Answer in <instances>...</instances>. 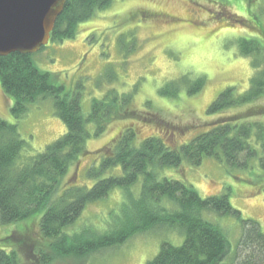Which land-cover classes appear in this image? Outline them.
<instances>
[{"label":"trees","instance_id":"trees-1","mask_svg":"<svg viewBox=\"0 0 264 264\" xmlns=\"http://www.w3.org/2000/svg\"><path fill=\"white\" fill-rule=\"evenodd\" d=\"M113 1H66L51 42L75 38L81 24L97 12L108 10ZM208 1L226 6L230 0ZM224 5L217 15L230 12L234 16L230 24L252 23L246 17L234 15ZM253 23L258 37L240 40L237 46L240 57L250 59L255 73L245 91L226 88L209 105V128L175 147L160 136L140 139L135 126H129L111 146L98 151L99 161H93L86 169V179L91 185L72 184L66 178L82 158L91 155L86 149L91 137L103 135L117 119L139 120L145 113L133 104L138 85L133 92L113 89L102 98H94L86 115L81 107L80 89L68 92L64 86L53 83L49 73L36 67L35 54L0 57V83L14 101L15 119L26 115L31 105L49 98L53 100L55 115L66 126V133L42 153L29 155L28 142L22 138L18 125L0 120L1 224H31L37 220L39 225L38 235L26 224L1 239L0 264H52L67 258L86 259L120 248L137 236L171 231L183 234L184 242L179 246L161 242L159 253L147 264H264L261 223L243 218L241 211L232 206L229 195L203 198L192 184L162 177L165 169H178L184 162L198 167L207 158L223 162L230 170L249 169L255 160L264 167V121L252 119L255 111L264 112V108L251 106L264 97V25L258 20ZM185 79L181 76L170 81L177 82L179 91H160V95L178 97L189 84ZM204 82L203 78L196 79L186 94L196 95ZM144 104L152 109L151 101ZM244 106H251L246 114H225ZM146 114L157 116L159 124L162 123L154 112ZM116 189L124 193L121 209L114 213L111 223L104 224L103 231L87 225L72 230L90 204L108 198ZM213 216L238 222L239 235L233 245L226 237L228 231L211 221Z\"/></svg>","mask_w":264,"mask_h":264},{"label":"rangeland","instance_id":"rangeland-1","mask_svg":"<svg viewBox=\"0 0 264 264\" xmlns=\"http://www.w3.org/2000/svg\"><path fill=\"white\" fill-rule=\"evenodd\" d=\"M223 5L208 0H114L108 10L97 12L81 24L75 38L51 42L36 54V67L49 73L53 83L64 86L68 92L80 89L84 114L90 112L94 98H102L113 89L133 92L135 85L138 86L133 104L145 111L139 120L117 119L103 135L91 137L86 148L91 155L70 170L66 181L91 185L86 169L93 161H99L97 152L111 146L129 126H135L140 139L160 136L170 145L181 146L209 128L208 107L223 90L236 87L243 92L249 87L255 70L248 57H240L237 45L240 40L258 37L253 22L258 20L264 25V0H230L224 5L252 23L230 24L234 20L230 12L217 15ZM181 76L189 84L178 97L160 95V91H179L177 82L170 81ZM202 78V90L188 96L186 90ZM146 101L152 102V109L145 107ZM253 105L264 108V97ZM13 106L14 101L0 83V120L18 125L22 138L28 142L29 155L42 153L66 133V126L54 113L52 99L31 105L18 120L12 114ZM251 106L225 114H246ZM148 111L160 116L162 123L157 116L146 114ZM253 116V120L264 121L263 110L258 109ZM162 177L192 184L203 198L229 195L232 206L241 211L243 218L260 222L264 231V167L256 160L249 169L235 170L211 158L198 167L184 162L178 169H165ZM123 196V191L116 189L108 198L90 204L72 230L87 225L103 231L121 209ZM211 221L228 231L226 237L232 245L236 242L240 230L236 220L213 216ZM26 224L38 235L37 220L15 225H3L0 221V240ZM155 233L134 237L120 248L86 259L67 258L52 264H147L159 253L161 242L179 246L185 238L178 232Z\"/></svg>","mask_w":264,"mask_h":264},{"label":"water","instance_id":"water-1","mask_svg":"<svg viewBox=\"0 0 264 264\" xmlns=\"http://www.w3.org/2000/svg\"><path fill=\"white\" fill-rule=\"evenodd\" d=\"M68 0H0V57L46 47Z\"/></svg>","mask_w":264,"mask_h":264},{"label":"flooded vegetation","instance_id":"flooded-vegetation-1","mask_svg":"<svg viewBox=\"0 0 264 264\" xmlns=\"http://www.w3.org/2000/svg\"><path fill=\"white\" fill-rule=\"evenodd\" d=\"M50 43H51V41H50ZM50 43H49V44H50ZM48 46H49V45H48ZM48 46H47V47H48Z\"/></svg>","mask_w":264,"mask_h":264}]
</instances>
